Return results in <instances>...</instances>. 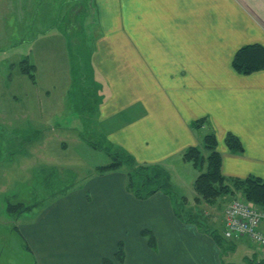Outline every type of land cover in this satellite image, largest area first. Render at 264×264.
Segmentation results:
<instances>
[{"label": "crops", "instance_id": "obj_1", "mask_svg": "<svg viewBox=\"0 0 264 264\" xmlns=\"http://www.w3.org/2000/svg\"><path fill=\"white\" fill-rule=\"evenodd\" d=\"M93 15L95 82L107 87L103 96L98 93L96 115L109 141L139 162L166 170L176 160L187 161L185 151L214 131L226 176L264 179V68L242 73L234 66L245 46L264 49V0H94ZM43 48L47 61L53 48ZM62 50L61 105L68 110L71 102L76 110L68 43ZM35 58L40 61L38 51ZM30 64L35 79L23 75L36 85L42 67ZM51 79L45 76L40 82L54 83ZM54 90H42L35 110H44L43 100ZM51 107L52 101L45 104V110ZM202 118L203 126L195 125ZM229 134L240 138L243 151L227 147ZM199 173H193V188ZM127 180L122 170L98 173L64 194V206L53 208L55 218L46 220L47 210L28 226L24 234L38 263L228 264L211 231L181 216L171 195L158 191L138 198ZM196 195L194 188L195 205L204 208ZM232 198L221 200V233L224 207ZM246 240L250 243L239 237L232 246L246 245ZM120 243L122 258L117 256ZM260 251H253L252 261L262 259Z\"/></svg>", "mask_w": 264, "mask_h": 264}, {"label": "rangeland", "instance_id": "obj_2", "mask_svg": "<svg viewBox=\"0 0 264 264\" xmlns=\"http://www.w3.org/2000/svg\"><path fill=\"white\" fill-rule=\"evenodd\" d=\"M93 3L94 0H0V264H39L24 230L42 219L47 210L46 220L55 218L53 208L64 206V194L100 173L97 166L111 162L109 152L113 150L108 148L109 140L100 131L96 115L101 103L98 93L103 96L107 87L95 82ZM64 42L70 47L74 80L79 77L78 89L70 94L74 103L79 102L76 110H72L71 102L68 110L61 105ZM44 45L53 48L47 61L41 53ZM36 51L40 61L35 58ZM24 58L42 67L36 85L20 70L18 63ZM45 76L53 78L50 81L54 83L40 82ZM84 78L85 83L81 80ZM47 86L54 92L44 98V110H35ZM51 101V109L45 110V104ZM94 143L102 149L94 148ZM199 146L209 153L203 142ZM121 170L127 173L129 166ZM166 170L176 192L173 199L178 213L186 219L204 218L203 229L221 233L222 228L217 226L222 222L223 202L202 208L193 200V173L200 170L189 160H176ZM133 172V182L143 186L145 174ZM159 177L163 182L165 176ZM160 182H147L143 191ZM238 196L248 202L242 194ZM19 203L22 205L15 206L13 212L9 210L10 204ZM208 210L210 214L204 215ZM228 244L223 238V259L228 264H256L259 259H251L253 251H260L251 241L232 247Z\"/></svg>", "mask_w": 264, "mask_h": 264}, {"label": "trees", "instance_id": "obj_3", "mask_svg": "<svg viewBox=\"0 0 264 264\" xmlns=\"http://www.w3.org/2000/svg\"><path fill=\"white\" fill-rule=\"evenodd\" d=\"M255 47L256 46H245L237 52L234 59V66L238 71L242 73H251L264 68V49H255ZM18 64L22 74H26L30 78L35 79V66L30 64L27 58L22 59ZM81 80H83V83H85V78ZM78 81L79 77L77 76L76 82ZM76 85H78V83H76ZM204 122V118L198 119L196 120L195 125L202 127ZM108 142V148L113 150V152L108 151L112 156V159L109 163L97 166V169L100 173L117 171L121 170V168L124 166H129V171H127V187L130 191L134 192L138 198H148L158 191H164L173 197V194L176 193L174 186L169 179L168 172L161 165L157 163L139 162L130 151L120 147L112 141ZM203 143L209 153L204 152L202 147L199 145L188 148L184 153L185 159L191 161L200 170V173L194 184V188L197 193V202L202 201L204 204L214 206L218 202H221V198L224 196H238V194H242L243 197H245L249 202L260 207H264V179L254 176H226L222 171L223 157L219 148L217 134L214 131L207 133L204 137ZM226 145L230 150L235 152L243 151L244 149L240 138L234 134H229L226 137ZM93 146L94 148L102 149L100 144L98 145L97 143H94ZM133 171H138L142 174H145L146 178L143 182L144 185L147 182L149 185L160 182V174H163L165 178L163 182H160L159 185L153 187V189L143 191L144 185H136V181L133 182V180L136 179V175ZM18 205H22V203L17 205L10 204L9 210L13 212V210L16 209L15 206ZM204 215H207L205 211ZM187 220L198 223L200 229L207 231V229H203L202 221H198L192 216L187 218ZM144 233L149 235V241L151 245H155L154 237L151 235L150 231L145 230ZM211 233L214 235L220 246L223 244V238L227 239L224 237V234L219 232L217 233L215 230L213 232L211 231ZM227 240L230 243L227 245V247H232L233 240ZM119 245L120 246L117 256L122 258V243ZM256 264H264V258L259 261L257 260Z\"/></svg>", "mask_w": 264, "mask_h": 264}, {"label": "built area", "instance_id": "obj_4", "mask_svg": "<svg viewBox=\"0 0 264 264\" xmlns=\"http://www.w3.org/2000/svg\"><path fill=\"white\" fill-rule=\"evenodd\" d=\"M224 233L230 239L247 236L260 247L264 257V208L234 198L226 209Z\"/></svg>", "mask_w": 264, "mask_h": 264}]
</instances>
